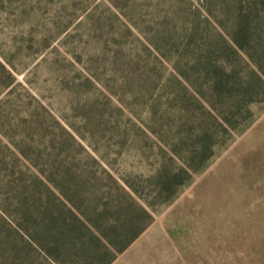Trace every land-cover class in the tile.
Instances as JSON below:
<instances>
[{
    "label": "rangeland",
    "instance_id": "1",
    "mask_svg": "<svg viewBox=\"0 0 264 264\" xmlns=\"http://www.w3.org/2000/svg\"><path fill=\"white\" fill-rule=\"evenodd\" d=\"M203 2L192 0L191 6ZM187 4L0 0L1 216L9 217L8 204L28 174L48 164L43 132L58 123L114 168L156 162L150 141L136 156L139 146L132 145V137L148 136L140 127L143 91L133 96L137 89L123 78L155 61L154 49H145L139 38L155 41L157 26L182 21ZM152 79L146 101L167 94ZM252 110L253 124L175 202L161 207L154 223L112 264H264V104ZM42 124L51 130H42Z\"/></svg>",
    "mask_w": 264,
    "mask_h": 264
},
{
    "label": "trees",
    "instance_id": "2",
    "mask_svg": "<svg viewBox=\"0 0 264 264\" xmlns=\"http://www.w3.org/2000/svg\"><path fill=\"white\" fill-rule=\"evenodd\" d=\"M187 2L182 21L158 25L155 41L139 38L155 61L123 78L133 96L143 91L148 136L132 137L136 156L150 141L156 162L117 169L59 123L42 131L48 164L22 181L9 217L0 214V264H112L253 124L252 106L264 104V0ZM152 78L167 94L146 101Z\"/></svg>",
    "mask_w": 264,
    "mask_h": 264
}]
</instances>
